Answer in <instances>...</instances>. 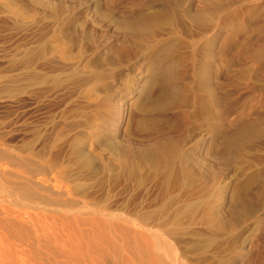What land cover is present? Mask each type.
Returning <instances> with one entry per match:
<instances>
[{
  "label": "rangeland",
  "instance_id": "374dc122",
  "mask_svg": "<svg viewBox=\"0 0 264 264\" xmlns=\"http://www.w3.org/2000/svg\"><path fill=\"white\" fill-rule=\"evenodd\" d=\"M47 1L11 0L23 16L9 26L0 0V264H264V0ZM84 1L78 25L89 36L54 25L58 5L68 13ZM50 22L52 50L66 43L67 62L82 56L81 68L101 77L92 87L27 79L25 51ZM151 84L138 103L136 91ZM164 84L176 99L162 101ZM133 90L122 141L145 146L184 124L206 133L191 191L213 210L172 234L168 255L138 224L150 183L139 189L119 175L120 152L95 102Z\"/></svg>",
  "mask_w": 264,
  "mask_h": 264
},
{
  "label": "bare ground",
  "instance_id": "6f19581e",
  "mask_svg": "<svg viewBox=\"0 0 264 264\" xmlns=\"http://www.w3.org/2000/svg\"><path fill=\"white\" fill-rule=\"evenodd\" d=\"M2 1H6V0H2ZM8 1L9 0H7V2H5L4 5H2L5 7V10L7 9L6 10L7 13L1 19H2V21H4L5 25L7 22H9L8 25L10 26V23H12V22H14L13 24H15L16 22L20 23L19 21L21 19L19 20V18L22 17L23 15L20 14L19 12H17L19 10L16 11L17 8L20 9L19 7L14 9L15 5L12 6L13 1L12 2H11V0H10V2H8ZM37 1H38V3H40L45 8L47 5H49L48 4L49 2L47 0H37ZM77 2H78V0H77ZM79 2H80V0H79ZM81 3H83L82 7H80V4H78V6L80 8L77 7L78 8L77 10L72 9L68 13L67 12L64 13L65 8H66L65 5H63L62 3L60 5H58V9H57L58 13H57L56 19H54V25L56 24L55 26H57V25L61 26L60 24H62V26L65 29L75 28V29H77V31L80 30V28H81V31H83V34H85L86 36H89L88 31L90 29L88 28L89 29L88 30L87 26L83 27V24L82 25L80 24L82 27L80 25H78V20L82 16V10L84 9L83 7L87 8V10H88L91 6V3H86L85 1L81 2ZM0 10H2V8ZM63 13L65 15L62 17ZM37 23L39 24V22H37ZM13 24H11V25H13ZM87 24L88 23H86V25ZM50 25H51V22H50V24L49 23L46 24L45 27L42 25L44 28H42L41 30L40 29L38 30L39 32L37 33L38 36L36 38L37 40L33 39L29 43V45L25 51V55H24V58L26 60L25 62H27L26 64L29 65L28 71H27V79L29 80L31 85H33L34 81H36L37 83H41V84H37V85H40V86L43 85L44 86V84L46 83L45 84L46 86H44V87H47V83H48V81H50V83H52V84H55V85L57 84L56 87H58V84H60V85H62L61 83L65 84L64 81L68 80L67 82L72 83V85L75 84L77 86L80 85V87H86V86L88 87V85L90 84V86L92 87L91 82L93 83V81H99V79L101 78L100 75L95 74V72L93 73L92 70L90 72L87 71L85 69V67L81 68V65L84 62L82 59V56L79 58L80 59L79 61L76 60L77 63L76 62L74 63L71 60L70 61L68 60L69 62H67L66 61L67 58H69V56H72V58H73L74 54H72V55L68 54L67 55V53L69 51L68 50L69 47L66 43L59 44L55 49L56 51H54V49L52 50V46L50 44L51 39H49V37H50L49 33L54 28H52L51 30L47 29L48 27H50ZM79 26H80V28H79ZM63 27H61V29ZM90 28H92V27H90ZM91 30H93V29H91ZM75 32H76V30H75ZM97 32H98V30L94 29L93 33L91 35L96 36ZM100 32L101 31L99 30V32H98L99 37L101 35ZM68 33L69 32H67V34ZM100 41H103V39ZM80 44H81V42H80ZM102 45L107 46V45H105V43H103ZM76 55L78 56V54H76ZM117 59H120V58H117ZM36 61H37V63L39 62V67H41L40 69H38V66L37 67L35 66L36 64H34V63ZM70 63H71V65H70ZM157 72L155 74H157ZM153 76H155V75H153ZM110 80H112V79H110ZM25 84H27V83H25ZM52 84H51V86H53ZM55 85L53 86L54 88H56ZM51 86L49 85L48 87H51ZM62 87H64V85ZM30 88H32V87H30ZM58 88L60 89L61 87L59 86ZM137 89H135V90H137ZM155 89H156V86L151 84V85H148L146 89H143L140 91L137 90L136 92H138L137 94H139V96L137 98V100H138L137 102L139 103V102L143 101L144 99L150 98L152 96V94L154 93ZM30 91H31V89H30ZM134 92H135L134 90L132 92H119V93L117 92L118 93L117 96H114L112 94L110 95L109 93L105 92L104 94H98V96L96 95L95 96L96 97L95 102H96L97 106L101 107L102 110H104L103 111L104 131L109 136V139L112 141V143L116 144V147L118 148V150L120 152V159H121V163H120L121 169L120 170H121V173L119 175H121V177L123 179L125 178L126 180H128L130 182L131 181L135 182L139 189H144L143 187H145V185L147 186V183H150L149 187H145V189H144L146 192L143 191L145 193L144 195L146 196V200H144V203H142L144 205V206H142V209H144V211H146V212H145V214L138 215L137 220H138L139 226H142V227L143 226H150L153 229V231L155 232L153 238H155V240H156V250L159 252V254H160V251H162L165 255H168L169 249L166 246L167 244L165 245L164 243L168 242V240H170L171 235L176 234V233H178V234L181 233V230H183L187 226L193 224L192 222H194L196 220V218H199L198 216L201 213H203V214H205L206 212L208 213V211H207L208 207H210L213 210L211 203L208 201L207 198H205L204 195L194 196L193 194H195L196 192L193 193L191 191L192 188H194L195 185L197 184V183L195 184V180H197V178L194 179V175L192 176V174H191L192 172H193V174L195 172V171H192L193 169H191L193 167V166L191 167V162L192 161L197 162L198 159L196 156V152L201 150L200 147L202 146V143L206 139V136H205L206 133H204V132H200L198 134L194 133L193 130H189L187 128V124H184L183 128H182V132H181L182 134L181 135H179V134H178V136H171V135L168 136L167 135V136H163V137H159V138H154V139L150 140L149 143L145 146H139L133 142L122 141V139L120 138V136H121L120 131L118 132V134L116 133V131H117V129H119V125L123 120V116L125 113V106L127 105L128 99L131 98L132 96H136V93H134ZM88 96H89V94H88ZM176 96H177V92L176 93H175V91L173 92L172 86H170L169 84H164V87L162 88V98H161L162 101L168 102V100H171L173 98L176 99L175 98ZM34 99H36V98H34ZM158 104L160 105L159 101H158ZM149 108H150V106H149ZM146 109H148V108H146ZM79 110H81V109H79ZM53 116H55V115H53ZM48 122H50V121H48ZM97 124H98V121H97ZM31 127H34V126L32 125ZM95 130H97V128ZM72 141H73V139H72ZM72 150H73V148H72ZM32 156H33V154H32ZM196 162H195V165H196ZM210 166L212 167V165H210ZM41 167L42 166H40V168ZM197 167H198V165H197ZM43 168H44V166H43ZM64 168H66V167H64ZM208 168H210V167H208ZM199 170H200V168H199ZM201 170H202V168H201ZM214 171H216V170H214ZM216 172H218V171H216ZM52 176H53V174H52ZM39 177H41V175ZM55 177H58V176H55ZM34 179H36V178H34ZM146 181H147V183H146ZM51 182H53V181H51ZM43 187H44V183H43ZM139 189H137V190H139ZM46 192H44V193H46ZM56 195L54 194L53 196H56ZM142 197H143V194H142ZM209 203H210V205H209ZM210 208H209V210H211ZM142 212L143 211H141V213ZM213 215L215 216V213H213ZM213 219H214V217L212 216V220ZM135 221H132L131 219L127 218L124 220V224L126 225V227L129 228L130 225L133 226L136 223ZM136 225H137V223H136ZM139 226H137V227L140 228ZM149 230H150V228H149ZM128 234H129V232H128ZM127 236H129V235H127ZM137 249L139 251V254L144 253V252L146 254V252H147L145 250V248L142 246H138ZM155 254H154V256H155ZM155 260H157V259H155ZM158 261H159V257H158Z\"/></svg>",
  "mask_w": 264,
  "mask_h": 264
}]
</instances>
